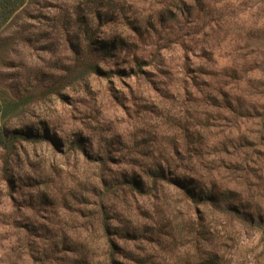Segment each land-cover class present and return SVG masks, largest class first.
Segmentation results:
<instances>
[{"label": "rangeland", "instance_id": "obj_1", "mask_svg": "<svg viewBox=\"0 0 264 264\" xmlns=\"http://www.w3.org/2000/svg\"><path fill=\"white\" fill-rule=\"evenodd\" d=\"M79 14L98 39L125 40L105 66L126 72L44 96L72 57L67 32L84 40ZM6 36L1 85L36 93L6 128L48 140L0 148V264H110L104 216L120 264H264V0H31ZM158 166L248 200L263 228L164 180L102 187L149 188Z\"/></svg>", "mask_w": 264, "mask_h": 264}, {"label": "trees", "instance_id": "obj_2", "mask_svg": "<svg viewBox=\"0 0 264 264\" xmlns=\"http://www.w3.org/2000/svg\"><path fill=\"white\" fill-rule=\"evenodd\" d=\"M30 2L31 0H0V58H7V54L2 53V43L7 38L6 30H8L13 20L18 18V16L20 17V15L25 12V8ZM84 16L79 14V18H81L80 24H83L84 22L83 26H81L84 40L82 41L80 37L81 31L77 32L71 30L73 32L71 36L69 35V31L67 32V39L69 38L71 44L72 57L70 62L63 66L64 71L62 74L54 72L51 74L48 83L44 85L45 87L43 88L42 95H62L63 89L72 86L75 83L85 81L90 74L107 76L110 72H114L116 74H123L126 72V68H115L114 70L109 71L105 66L109 55L115 57L118 55L119 50L123 49L125 40L116 36L98 39L96 37L98 28L91 24L89 18ZM95 17L102 21L104 19V14L98 11L96 12ZM77 21L78 15L76 14L74 23L76 24ZM21 36H23V34ZM135 61L136 67L140 70L144 61H141L140 59H136L134 62ZM120 65L123 64L121 63ZM130 69L131 70L128 72V75L131 72H134V67H131ZM3 81L4 80H0V148L5 151L7 156H10L20 142H38L41 140H48V136L41 133H30V131H25L23 128H6V125L13 117H19L26 106L32 103V101L36 98V93L34 91H30L24 94L21 90L15 91L8 87H3L1 85ZM6 90H10V93ZM229 108L235 114L239 113L238 110L232 108L231 105ZM74 145L82 149L86 154L85 148L81 142H76ZM102 161H104V159H102ZM152 175V185L146 189H143V187L133 178L117 180L114 184H109L108 180L102 179V187L105 188V191H115L121 186H126L133 192L152 193L156 189L158 181L164 180L168 184L174 185L175 188H177L192 205H201L206 211L213 214L225 216L233 221L235 220L253 225V227L258 229L263 228L261 224L255 223L253 220L246 217L247 214L245 210L251 211V209H253L250 202L248 200H242L233 192H231L230 196H223L225 192L216 191L215 184L207 186L204 184L205 182H203L202 179L194 175H181L179 178L177 176H170L167 172H165L162 166H158L156 170L154 169V171H152ZM225 198H228L229 201L227 200L225 202ZM103 218L102 229L109 247V263L120 264L117 259L118 246L113 238L112 229L106 220L107 218L105 216ZM205 231L206 229L204 228L200 232L202 239H204L203 235H206Z\"/></svg>", "mask_w": 264, "mask_h": 264}]
</instances>
